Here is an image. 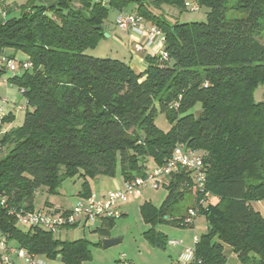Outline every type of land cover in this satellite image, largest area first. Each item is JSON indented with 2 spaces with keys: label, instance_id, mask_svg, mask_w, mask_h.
<instances>
[{
  "label": "trees",
  "instance_id": "obj_1",
  "mask_svg": "<svg viewBox=\"0 0 264 264\" xmlns=\"http://www.w3.org/2000/svg\"><path fill=\"white\" fill-rule=\"evenodd\" d=\"M191 2L208 10L206 22L172 23L157 12L163 6L190 11L187 0H30L18 16L7 5L0 59L24 54L33 65L9 80L27 95L24 124L0 137V152L8 151L0 157V195L11 207L34 210L38 193L56 196L76 176L83 178L79 198L92 195L89 179L118 171L124 182L145 177L150 160L161 166L183 144L201 152L211 193L200 212L208 229L196 258L226 264L227 245L243 264H264V216L253 206L264 200V100L254 96L264 87V0ZM115 10L158 27L168 60L146 55L147 67L138 73L125 61L88 56ZM7 73L0 66V78ZM197 104L199 116L189 112ZM160 113L173 126L169 132L155 125ZM169 181L160 208L149 202L140 208L151 226L144 236L159 249L169 239L155 227H184L187 197L193 191L195 203L200 198L186 173ZM114 222L97 233L109 236ZM0 233L30 255L64 264L92 258L86 238L23 231L1 204Z\"/></svg>",
  "mask_w": 264,
  "mask_h": 264
},
{
  "label": "built area",
  "instance_id": "obj_2",
  "mask_svg": "<svg viewBox=\"0 0 264 264\" xmlns=\"http://www.w3.org/2000/svg\"><path fill=\"white\" fill-rule=\"evenodd\" d=\"M7 5L9 0H0V21L7 18ZM191 12L199 10V4L196 2L188 3ZM118 28L125 33H132L140 37H144L143 43L137 44V51H148L147 55L161 56V59L168 60V55L164 51L165 35L156 26L149 25L145 19L135 14L120 13L116 17ZM160 43V48L156 49V43ZM0 66L4 67L7 72L16 74L30 70L33 65L27 59L17 60L2 56ZM23 92V91H22ZM24 93V92H23ZM177 104H174L170 110H176ZM6 114L3 108H0V127L3 126ZM4 131H0V137ZM0 144V150H1ZM174 154L166 160L161 166L154 165L149 169L145 177H136V179L125 182L124 188L110 191L106 195L97 194L81 198L70 210L51 209L43 207L39 210L17 209L10 206V201L5 195H0V204L7 209L8 214L15 218L16 224L24 227L39 228L56 235L58 232L71 227L84 226L90 222L97 220L111 221L118 220L123 217L121 206L128 202L130 195L138 196L143 189L152 187L158 190L168 187L169 179L176 174L186 173L193 182L195 191L200 195L199 200L189 209L187 216L183 219V226L187 228H195L196 219L200 216L202 208H205L211 193L207 191V168L204 165L201 152L192 148H188L183 144L175 147ZM200 241V236L195 233L193 239V248H187L178 257L177 264H201L202 261L196 258V245ZM180 242L171 241L172 245H179ZM0 264H14V256L23 259L26 264H47L46 261L36 259V255H30L25 249L10 245L7 237L0 233ZM119 264H133L125 261L122 255Z\"/></svg>",
  "mask_w": 264,
  "mask_h": 264
},
{
  "label": "rangeland",
  "instance_id": "obj_3",
  "mask_svg": "<svg viewBox=\"0 0 264 264\" xmlns=\"http://www.w3.org/2000/svg\"><path fill=\"white\" fill-rule=\"evenodd\" d=\"M189 3H192L191 0H187ZM30 0H9V5L11 7H17L16 11L12 14L14 16L19 15V9L22 6L28 5ZM131 9V7H130ZM133 9V7H132ZM207 9L201 8L200 10L196 12L191 11H184L183 13L172 6H163L162 11H157L160 14L164 16L168 21H171L172 23L179 22L181 24L183 23H197V22H206L207 21ZM158 13V14H159ZM116 19V10L111 11L109 18L106 23L109 25H114ZM144 19V18H143ZM146 21V20H145ZM147 22V21H146ZM149 23V22H147ZM112 31H109V33H105V37L103 40H101L95 47L90 48L86 54L88 56H94L96 58H111V59H119L125 62L130 63L131 55L129 54V51L125 50L124 47L120 46L118 40L116 41L115 35ZM264 43V40L262 41ZM136 53L135 51H133ZM9 54V53H8ZM18 60H22L21 58L17 57ZM138 72V71H137ZM21 72H17L16 74H20ZM12 76V73L8 72L6 75L0 78V108L4 109V112L7 115H11L10 121L5 123V125L0 127V131H8L11 132L12 130L20 128L24 124V117L26 114L27 109H29V106L27 105V95L25 92L23 93L20 91V88L18 85L13 83H6L5 80H10V77ZM256 101L260 102L264 100V87H259L255 93H254ZM23 107L24 110L21 108ZM158 107V104H157ZM201 105L197 104L192 110H190V113L195 114V116H199L201 114ZM155 125L158 127L159 130H162L164 132H169L172 129V124L169 121L168 117L164 113H160L156 119H155ZM7 149L3 152H0V157L7 154ZM150 160V159H149ZM153 165V161L150 160L147 164V168H151ZM118 182H122L123 178L120 175V172L118 171V174L115 177H106V176H99L95 179H89V182H93L95 184V187L93 188V191L97 193L98 191L102 189H108L110 188L114 183V179ZM82 182L83 178L80 179L79 176L68 178L66 179L61 186L60 189V196L58 199L61 200V202L66 203H72L75 204L77 202V199L79 198V193L82 189ZM124 186V185H123ZM124 188V187H123ZM122 188V189H123ZM96 195V194H95ZM167 196V189L165 187L160 188L158 190L153 189L151 186L148 188L143 189L142 193L136 198L134 195H130L129 199V211L128 215H125L121 219L116 220L114 225L111 228V234L113 235V239L121 240L117 244L113 245L112 247L108 249L103 248V241L101 243V238H98V236H95V234L92 232L98 224H89V227H77V228H71L69 230V241L73 240H80L86 238L91 242V252H92V258L86 260L83 264H110V260L113 258L112 264H119V260L122 255L125 256V261L130 256L133 255H139L140 254V246L141 242L144 240V232L148 231L151 226L147 224L142 216L141 212V204H144L145 202L152 203L156 208H160L162 203L164 202V199ZM48 199H54L52 196L49 195L48 191L44 189L42 193L38 194L36 196V209L42 208L45 201ZM212 202L214 200L212 199ZM186 203H184L185 206ZM198 223L196 228H183L179 227L176 228L174 226L168 225V224H158L155 229L157 231H167L172 233L173 231H183L186 234H188L189 238L193 242V236L194 233H199L198 235L201 237L202 235L206 234L207 232V220L204 216L200 215L197 217ZM17 227L23 231H28L29 229L27 227H24L23 225L17 224ZM197 229V230H196ZM198 231V232H197ZM61 232V231H60ZM58 232L55 235V238L60 239L62 234ZM171 235H169V238L171 239ZM102 245H98V244ZM11 246L16 247L15 242H10ZM98 245V246H97ZM167 247V245H166ZM193 246L191 245V247ZM161 253L165 252L164 250H160ZM148 251L142 252L143 255H147ZM1 253V250H0ZM128 257V258H127ZM118 260V262H114L115 260ZM36 259H40L42 261H46L47 264H64V262L58 258V259H49L46 255H36ZM14 264H26V262L21 259L14 256L13 259Z\"/></svg>",
  "mask_w": 264,
  "mask_h": 264
},
{
  "label": "crops",
  "instance_id": "obj_4",
  "mask_svg": "<svg viewBox=\"0 0 264 264\" xmlns=\"http://www.w3.org/2000/svg\"><path fill=\"white\" fill-rule=\"evenodd\" d=\"M119 14H120V12L116 11V17ZM109 31H112L114 33L113 35H115L114 37H115L116 41L118 40L120 46L124 47L125 50L129 51V54L131 55V58H130L131 61H130V63H128V62H126V63H128L130 65V67H132L136 72L138 71V73H143L147 67L145 57L148 54V51L138 52L136 46L138 43L144 42V37L142 38L138 35H135L132 33L129 34V33H125L123 31H121L118 28L116 21H115L114 25H109L108 23L105 24V33H109ZM156 46H157L156 47L157 50H158V48L161 47L159 42L156 43ZM133 51H135L136 53H134ZM17 57L21 58L22 60L27 59L24 54H19ZM5 82L9 83V80H5ZM21 109L24 110L23 107ZM11 115H7L6 117L11 118ZM4 132H7V131L5 130ZM153 166H154V163L151 167H153ZM113 183L114 184L110 188L102 189V190L98 191L97 193H95L93 191L95 184L93 182H90L91 188H92V193L97 194L98 196H100V195L102 196V195H106V194L110 193V191L122 189L124 187L123 185H125L124 180H122V182H118L116 180V178L114 179ZM38 194H40V193H38ZM60 194L61 193L59 192L58 195L52 196L54 199H51V200L47 198V200L45 201L42 208H39V209H43V207H47V208H51L54 210H56V209L70 210V208H72L81 199V198H78L77 202L75 204H72V203L68 204L66 202H61V200L58 199L59 197H57V196H60ZM138 196H136V198ZM185 203H186L185 206L187 207V209L191 208V206L195 203V196H194L193 191H192V194L187 197V201ZM35 204H36V202H35ZM142 205L143 204H141L140 207ZM253 206L257 212H260V214L264 216V200L253 203ZM34 209H36V207ZM39 209H36V210H39ZM121 210L123 212V217L125 215H128V211L130 210L129 209V201L124 203V205L121 206ZM197 223H198V220L196 221L195 228L197 226ZM89 224H91V225L92 224H98L92 232L95 234V236H98V238H101V243H102L103 239L115 238L111 234V230H110L109 236H107V237H101L99 235V233H97V230L99 228L107 227L106 221L97 220V222H90L88 224H85L84 226L82 225L79 227H83V228L89 227ZM74 228H77V227H74ZM176 228H178V227H176ZM185 228H187V227H185ZM207 228H208V223H207ZM189 229H191V228H189ZM69 230H71V229L62 230L60 232L62 234L60 239H62L64 241H69V239H68ZM146 232H144V233H146ZM159 232L162 233L163 235L167 236L169 239V242L167 244L166 249H159L153 245L151 246L149 244V242L147 241V239L145 238V236L143 235L144 240L141 242V246L139 248L140 254L136 255V256L135 255L130 256L129 258L127 257L128 258L127 261L129 263H133V264H177L176 260L178 259L180 254L182 252H184L187 248L191 247V245L193 246L192 240L189 238L188 234H186L183 231H179V232L173 231L170 234L167 231H165V232L159 231ZM195 233H194V236H195ZM196 234H199V233H196ZM169 235L172 236L171 239L169 238ZM194 236H193V239H194ZM119 241H121V240H119ZM171 241H177L180 243H179V245H172V244H170ZM146 250L148 251L147 252L148 254L143 255L142 252H146ZM160 250H164L165 252L161 253ZM224 253H225V256L227 259L226 264H243L231 246L224 245ZM114 260H115V258H114ZM112 262H113V258H112V260H110V264H112ZM114 262L116 263V262H118V260H115Z\"/></svg>",
  "mask_w": 264,
  "mask_h": 264
},
{
  "label": "water",
  "instance_id": "obj_5",
  "mask_svg": "<svg viewBox=\"0 0 264 264\" xmlns=\"http://www.w3.org/2000/svg\"><path fill=\"white\" fill-rule=\"evenodd\" d=\"M119 242V240L117 239H103V248L104 249H108L110 247H112L113 245L117 244Z\"/></svg>",
  "mask_w": 264,
  "mask_h": 264
}]
</instances>
